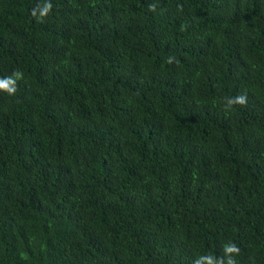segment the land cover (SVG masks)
Wrapping results in <instances>:
<instances>
[{
    "label": "trees",
    "instance_id": "16d2710c",
    "mask_svg": "<svg viewBox=\"0 0 264 264\" xmlns=\"http://www.w3.org/2000/svg\"><path fill=\"white\" fill-rule=\"evenodd\" d=\"M50 2L0 0V264H264V0Z\"/></svg>",
    "mask_w": 264,
    "mask_h": 264
},
{
    "label": "clouds",
    "instance_id": "9594fccd",
    "mask_svg": "<svg viewBox=\"0 0 264 264\" xmlns=\"http://www.w3.org/2000/svg\"><path fill=\"white\" fill-rule=\"evenodd\" d=\"M53 5L50 0H45L43 7L39 11L41 18L46 17L52 11ZM149 10L155 12L156 5L150 4ZM34 17L36 16V9L32 10L31 13ZM167 63H173V58L169 57ZM24 76L20 70H15L13 73L6 77H0V92L7 93L9 96H14L18 90V81L23 80ZM226 105L229 109L234 106H247L248 97L246 93H241L233 97L225 98ZM223 256L216 257L211 253L198 257L194 264H236L235 256L239 255L240 248L233 242L223 246Z\"/></svg>",
    "mask_w": 264,
    "mask_h": 264
}]
</instances>
